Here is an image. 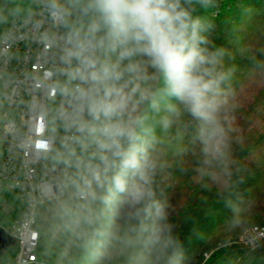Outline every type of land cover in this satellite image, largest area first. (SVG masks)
<instances>
[{
    "label": "clouds",
    "instance_id": "obj_1",
    "mask_svg": "<svg viewBox=\"0 0 264 264\" xmlns=\"http://www.w3.org/2000/svg\"><path fill=\"white\" fill-rule=\"evenodd\" d=\"M73 4L83 27L63 50L62 61L70 67L63 88L68 103L57 111L80 201L65 207L68 226L90 264H186L168 205L158 195L166 161L156 128H194L202 171L227 183L226 85L232 70L224 67L226 49L208 38L212 22L197 14L217 8L218 0ZM47 7L58 20L68 11L62 0H49ZM98 199L113 209L100 227L89 207Z\"/></svg>",
    "mask_w": 264,
    "mask_h": 264
},
{
    "label": "trees",
    "instance_id": "obj_2",
    "mask_svg": "<svg viewBox=\"0 0 264 264\" xmlns=\"http://www.w3.org/2000/svg\"><path fill=\"white\" fill-rule=\"evenodd\" d=\"M35 7L34 0H0V34L11 18L24 16ZM197 14L212 22L208 38L226 49L224 67L232 70L226 85L231 93L227 183L202 171L199 146L191 139L194 128L178 124L165 133L157 127L166 161L157 178L158 195L168 205L186 264H264V240L254 248L237 241L246 228L264 227V0H218L217 8L199 9ZM66 19L69 31L83 27L73 0ZM57 126L65 130L60 122ZM61 147L58 139L54 152ZM79 203L66 191L38 207V252L46 250L44 260L49 264H90L65 215L66 206ZM97 204L100 227L112 218L113 209L102 199L89 207L96 212ZM16 215L0 211V225L8 227ZM17 251L16 242L4 249L0 264H15Z\"/></svg>",
    "mask_w": 264,
    "mask_h": 264
},
{
    "label": "built area",
    "instance_id": "obj_3",
    "mask_svg": "<svg viewBox=\"0 0 264 264\" xmlns=\"http://www.w3.org/2000/svg\"><path fill=\"white\" fill-rule=\"evenodd\" d=\"M34 1L32 11L11 18L0 34V211L17 214L0 226L18 245L15 264H49L38 254L37 210L67 191L63 168L49 159L67 134L57 126V111L68 103L63 88L70 67L62 54L74 31L65 28L66 15H52L49 0ZM62 2L68 10L70 0ZM243 237L239 242L254 248L264 240V227Z\"/></svg>",
    "mask_w": 264,
    "mask_h": 264
},
{
    "label": "rangeland",
    "instance_id": "obj_4",
    "mask_svg": "<svg viewBox=\"0 0 264 264\" xmlns=\"http://www.w3.org/2000/svg\"><path fill=\"white\" fill-rule=\"evenodd\" d=\"M11 119L18 120V114L16 112H12ZM79 151V150H78ZM90 155V153H89ZM49 164H57L60 165L63 168V172L60 175V180L64 184L65 189L68 192H73L75 194V187L74 182L77 175V171L75 168L71 167L69 163L67 162V159L64 156V150L61 147L60 150L54 152L53 156L49 159ZM94 203V202H93ZM91 203V205H93ZM99 214V204L96 205V216L98 217ZM97 226V225H96ZM250 227L246 228L244 232L240 235L237 241H240L242 237L245 235L246 232L250 231ZM58 229L55 230V234H57ZM244 238V237H243ZM39 256L43 259L46 258V250H40L38 252Z\"/></svg>",
    "mask_w": 264,
    "mask_h": 264
},
{
    "label": "water",
    "instance_id": "obj_5",
    "mask_svg": "<svg viewBox=\"0 0 264 264\" xmlns=\"http://www.w3.org/2000/svg\"><path fill=\"white\" fill-rule=\"evenodd\" d=\"M15 240L9 233L0 226V254L3 252L4 249H7L9 246L13 245Z\"/></svg>",
    "mask_w": 264,
    "mask_h": 264
}]
</instances>
